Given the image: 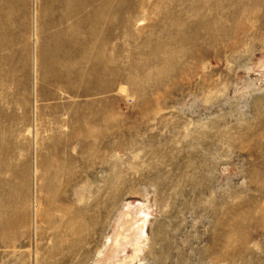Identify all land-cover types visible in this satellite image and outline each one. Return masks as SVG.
<instances>
[{"label":"rangeland","instance_id":"374dc122","mask_svg":"<svg viewBox=\"0 0 264 264\" xmlns=\"http://www.w3.org/2000/svg\"><path fill=\"white\" fill-rule=\"evenodd\" d=\"M255 1L0 0V264H264Z\"/></svg>","mask_w":264,"mask_h":264},{"label":"bare ground","instance_id":"6f19581e","mask_svg":"<svg viewBox=\"0 0 264 264\" xmlns=\"http://www.w3.org/2000/svg\"><path fill=\"white\" fill-rule=\"evenodd\" d=\"M244 1V0H243ZM264 1V0H263ZM263 1L262 0H256L255 1V4L256 5H264V3H263ZM243 5H244V3L243 4H241L240 5V7L238 8V10L239 9H241V10H239V12H238V14H246L247 16L246 17H248V18H258V16H259V14L260 13H258L259 11H257V12H255V11H249V12H245V10H247V9H245V6H244V8H243ZM239 6V5H238ZM237 10V9H236ZM233 13V12H232ZM218 14V13H217ZM224 15V14H223ZM226 15V14H225ZM242 15V16H243ZM262 15V14H261ZM222 16V15H221ZM231 16H232V14H231ZM222 17H224V16H222ZM222 17H219V18H217V19H220L221 18V20L220 21H222ZM225 17H227V15L225 16ZM234 17V16H233ZM245 17V18H246ZM263 17V16H262ZM213 18H215V17H213ZM212 18V19H213ZM242 18V17H241ZM244 18V17H243ZM226 19V18H225ZM233 19V18H232ZM238 19H239V15H238ZM247 24V23H246ZM248 26V25H247ZM236 29V28H235ZM250 28L249 27H242L240 30H241V32L242 33H245V32H247L248 30H249ZM221 32V31H220ZM224 32H226V31H224ZM250 33V32H249ZM226 35H228V34H226ZM146 220H144L143 222H145ZM3 237V236H2ZM1 237V239L4 241V244L8 241V239H9V236L8 235H6L5 237H4V239ZM139 239L140 238H138L137 240H136V242L134 243V247L135 248H137L138 246H139V244H140V242H139ZM128 240V236H126V235H124V233L123 232H121V233H119L116 237H115V241H114V244H113V246H120L123 242H125V241H127ZM9 242V241H8ZM129 259V258H128ZM118 264H127V258L126 259H124V260H122V261H120Z\"/></svg>","mask_w":264,"mask_h":264}]
</instances>
